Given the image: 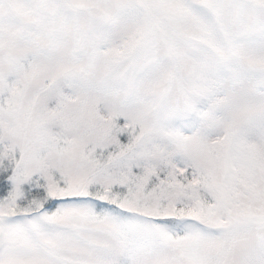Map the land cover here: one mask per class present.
I'll return each mask as SVG.
<instances>
[{
	"label": "snow or ice",
	"instance_id": "snow-or-ice-1",
	"mask_svg": "<svg viewBox=\"0 0 264 264\" xmlns=\"http://www.w3.org/2000/svg\"><path fill=\"white\" fill-rule=\"evenodd\" d=\"M0 264H264V0H0Z\"/></svg>",
	"mask_w": 264,
	"mask_h": 264
}]
</instances>
